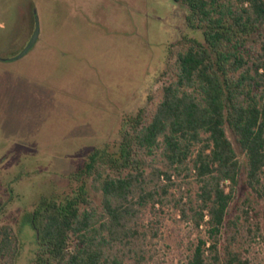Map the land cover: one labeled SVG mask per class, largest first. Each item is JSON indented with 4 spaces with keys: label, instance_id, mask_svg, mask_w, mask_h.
<instances>
[{
    "label": "trees",
    "instance_id": "1",
    "mask_svg": "<svg viewBox=\"0 0 264 264\" xmlns=\"http://www.w3.org/2000/svg\"><path fill=\"white\" fill-rule=\"evenodd\" d=\"M188 28L168 47L159 100L122 117L68 191L29 213L30 264H163L166 221L196 232L177 264H255L264 238V0H173ZM228 132L231 133L229 136ZM242 156V159L239 158ZM15 245L0 236V258Z\"/></svg>",
    "mask_w": 264,
    "mask_h": 264
},
{
    "label": "rangeland",
    "instance_id": "2",
    "mask_svg": "<svg viewBox=\"0 0 264 264\" xmlns=\"http://www.w3.org/2000/svg\"><path fill=\"white\" fill-rule=\"evenodd\" d=\"M185 13L173 0H0V236L15 245L0 264H30L29 213L40 194L68 191L95 147L115 149L121 118L159 100L168 47L183 35L201 39ZM35 14L38 37L13 58ZM196 234L169 218L158 258L177 264ZM249 256L264 264V238Z\"/></svg>",
    "mask_w": 264,
    "mask_h": 264
},
{
    "label": "water",
    "instance_id": "3",
    "mask_svg": "<svg viewBox=\"0 0 264 264\" xmlns=\"http://www.w3.org/2000/svg\"><path fill=\"white\" fill-rule=\"evenodd\" d=\"M33 11L35 12V8H33ZM38 33H39V20H38V16L35 15V28L33 30V33L29 39V41L27 42V44L21 49V51L16 54L13 58H20L21 56H23L31 47L32 45L35 43L37 37H38Z\"/></svg>",
    "mask_w": 264,
    "mask_h": 264
},
{
    "label": "flooded vegetation",
    "instance_id": "4",
    "mask_svg": "<svg viewBox=\"0 0 264 264\" xmlns=\"http://www.w3.org/2000/svg\"><path fill=\"white\" fill-rule=\"evenodd\" d=\"M35 15H36V14H35ZM35 15H34V18H35ZM34 20H35V19H34ZM28 41H29V40H28ZM26 44H27V43H26ZM26 44H25V45H26ZM20 51H21V50H20ZM20 51H19V52H20ZM19 52H18V53H19ZM18 53H17V54H18ZM14 56H15V55H14ZM14 56H12V57H14ZM12 57H11V58H12Z\"/></svg>",
    "mask_w": 264,
    "mask_h": 264
}]
</instances>
